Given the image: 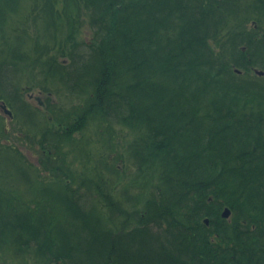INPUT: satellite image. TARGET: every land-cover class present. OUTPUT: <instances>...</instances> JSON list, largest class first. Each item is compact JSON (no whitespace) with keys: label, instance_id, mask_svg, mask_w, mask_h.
Segmentation results:
<instances>
[{"label":"trees","instance_id":"obj_1","mask_svg":"<svg viewBox=\"0 0 264 264\" xmlns=\"http://www.w3.org/2000/svg\"><path fill=\"white\" fill-rule=\"evenodd\" d=\"M263 31L264 0H0V257L264 264Z\"/></svg>","mask_w":264,"mask_h":264},{"label":"rangeland","instance_id":"obj_2","mask_svg":"<svg viewBox=\"0 0 264 264\" xmlns=\"http://www.w3.org/2000/svg\"><path fill=\"white\" fill-rule=\"evenodd\" d=\"M251 25H254L253 22H252ZM262 35H263V38H264V31L262 32ZM78 38L80 40H88V41H90L92 39V30H91V28L89 27L88 24H84L82 26V28L79 31ZM26 95H27V97H29L28 95H31L33 97V99H31L32 102L37 103L38 102L37 98L38 97L41 98L43 93L39 89L36 88V89L30 90L28 93H26ZM42 97H44V96H42ZM0 115L4 116L5 120L9 124L10 116L5 110L2 109L1 103H0ZM126 138H128V135H127ZM22 148L24 149L27 157L30 160L35 161V163L39 162L38 161L39 153H38L37 149L31 148L30 146L27 147L25 145H23ZM1 258L2 257H0V264H17L18 263V262L16 263L15 261H13V259H11V258H6V259H4V258L1 259Z\"/></svg>","mask_w":264,"mask_h":264},{"label":"water","instance_id":"obj_3","mask_svg":"<svg viewBox=\"0 0 264 264\" xmlns=\"http://www.w3.org/2000/svg\"><path fill=\"white\" fill-rule=\"evenodd\" d=\"M256 72H257L258 74L264 75V71H262V70H256ZM2 106L4 107L5 111H6L8 114L12 115V112H11V110H10L9 108H7L6 106H4V104H2ZM223 215H224L225 217H229V216H230V210H229L228 208H226L225 211H224V213H223Z\"/></svg>","mask_w":264,"mask_h":264},{"label":"flooded vegetation","instance_id":"obj_4","mask_svg":"<svg viewBox=\"0 0 264 264\" xmlns=\"http://www.w3.org/2000/svg\"><path fill=\"white\" fill-rule=\"evenodd\" d=\"M9 116H10V114H9Z\"/></svg>","mask_w":264,"mask_h":264}]
</instances>
